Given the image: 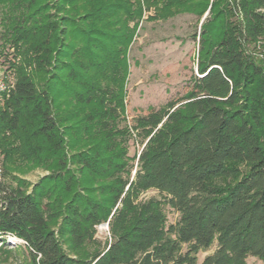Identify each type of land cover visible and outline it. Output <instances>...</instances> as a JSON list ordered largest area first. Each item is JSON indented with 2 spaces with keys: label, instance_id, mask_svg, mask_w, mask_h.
Returning <instances> with one entry per match:
<instances>
[{
  "label": "trees",
  "instance_id": "obj_1",
  "mask_svg": "<svg viewBox=\"0 0 264 264\" xmlns=\"http://www.w3.org/2000/svg\"><path fill=\"white\" fill-rule=\"evenodd\" d=\"M182 14L196 73L128 121L141 22ZM0 57V264H264V0H0Z\"/></svg>",
  "mask_w": 264,
  "mask_h": 264
},
{
  "label": "rangeland",
  "instance_id": "obj_2",
  "mask_svg": "<svg viewBox=\"0 0 264 264\" xmlns=\"http://www.w3.org/2000/svg\"><path fill=\"white\" fill-rule=\"evenodd\" d=\"M202 20L198 23L194 15L182 14L166 21L143 20L136 37L127 53L129 73L125 84L126 117L144 115L150 109H157L166 102L180 97L196 73L197 35ZM0 57V73L6 69ZM140 148L139 142L131 140L128 156L135 155ZM0 165V171H1ZM1 174V173H0ZM48 172L33 168L19 176L30 184L37 183ZM156 196L154 191L143 194V198ZM167 225L174 223L177 215L165 208ZM106 227L97 228V236L103 239ZM20 242L6 238V244L14 248ZM216 245L197 254L198 262L213 253ZM246 264H262L254 257H247Z\"/></svg>",
  "mask_w": 264,
  "mask_h": 264
},
{
  "label": "built area",
  "instance_id": "obj_3",
  "mask_svg": "<svg viewBox=\"0 0 264 264\" xmlns=\"http://www.w3.org/2000/svg\"><path fill=\"white\" fill-rule=\"evenodd\" d=\"M6 89L5 84L2 80L1 74H0V92H3Z\"/></svg>",
  "mask_w": 264,
  "mask_h": 264
},
{
  "label": "water",
  "instance_id": "obj_4",
  "mask_svg": "<svg viewBox=\"0 0 264 264\" xmlns=\"http://www.w3.org/2000/svg\"><path fill=\"white\" fill-rule=\"evenodd\" d=\"M203 20V19H202ZM100 227H106L107 228V224L101 225Z\"/></svg>",
  "mask_w": 264,
  "mask_h": 264
}]
</instances>
